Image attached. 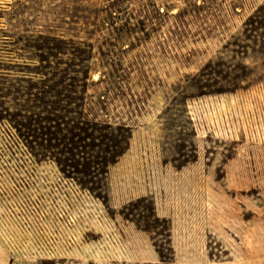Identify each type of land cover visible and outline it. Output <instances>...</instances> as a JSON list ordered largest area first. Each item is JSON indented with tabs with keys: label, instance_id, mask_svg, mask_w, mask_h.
<instances>
[{
	"label": "rangeland",
	"instance_id": "1",
	"mask_svg": "<svg viewBox=\"0 0 264 264\" xmlns=\"http://www.w3.org/2000/svg\"><path fill=\"white\" fill-rule=\"evenodd\" d=\"M0 149L88 196L0 264H264V0H0Z\"/></svg>",
	"mask_w": 264,
	"mask_h": 264
},
{
	"label": "built area",
	"instance_id": "2",
	"mask_svg": "<svg viewBox=\"0 0 264 264\" xmlns=\"http://www.w3.org/2000/svg\"><path fill=\"white\" fill-rule=\"evenodd\" d=\"M8 133L13 136L9 130ZM47 164L51 165L50 162ZM39 165L33 160L0 161V199L6 197L16 199L20 196L23 197V194H28L32 199L29 208L25 210L15 209V211L9 205L10 207L6 208V212L12 216L35 217L36 222L34 224L38 226L40 231L58 229V227L70 229L77 218L84 216L83 210L85 203H88V196L85 190L80 189L71 178L55 175L52 170L38 171ZM19 170L26 176L19 179L11 176L14 173L17 174ZM47 219L49 223L42 225L43 221ZM34 224L31 226L29 224L23 225L22 227L27 230H36Z\"/></svg>",
	"mask_w": 264,
	"mask_h": 264
},
{
	"label": "crops",
	"instance_id": "3",
	"mask_svg": "<svg viewBox=\"0 0 264 264\" xmlns=\"http://www.w3.org/2000/svg\"><path fill=\"white\" fill-rule=\"evenodd\" d=\"M130 151H131V149H128V150H127V153L120 157L119 161L116 163V166L121 165V164L124 162V160H125L127 154H128ZM108 174H111V172L108 173ZM159 187H160V186H158V190H159ZM149 194H152V195H153V191H151L150 189L147 190V195H149ZM153 199H154V198H153ZM110 201H111V200H110ZM90 204H92V205H97V206H98L97 203H91V202H90ZM160 210H161V209H160ZM162 210H163V209H162ZM155 212H156V215H158L159 207H157V208L155 209ZM114 221H116V219H114Z\"/></svg>",
	"mask_w": 264,
	"mask_h": 264
},
{
	"label": "bare ground",
	"instance_id": "4",
	"mask_svg": "<svg viewBox=\"0 0 264 264\" xmlns=\"http://www.w3.org/2000/svg\"><path fill=\"white\" fill-rule=\"evenodd\" d=\"M13 139H14V138H13ZM3 141H4V140H3ZM14 141H15V140H14ZM4 142H5V141H4ZM10 142H11V141H10ZM10 142H9V143H10ZM1 144H2V143H1ZM19 144H20V143H19ZM4 146H5V145H4ZM7 147H8V146H7ZM0 150H1V149H0ZM3 150H4V149H3ZM11 150H12V149H11ZM14 150H15V149H14ZM14 153H15V152H14Z\"/></svg>",
	"mask_w": 264,
	"mask_h": 264
}]
</instances>
